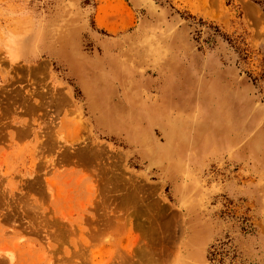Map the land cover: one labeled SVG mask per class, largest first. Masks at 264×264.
<instances>
[{"label": "rangeland", "instance_id": "obj_1", "mask_svg": "<svg viewBox=\"0 0 264 264\" xmlns=\"http://www.w3.org/2000/svg\"><path fill=\"white\" fill-rule=\"evenodd\" d=\"M0 264H264L257 2L0 0Z\"/></svg>", "mask_w": 264, "mask_h": 264}, {"label": "crops", "instance_id": "obj_2", "mask_svg": "<svg viewBox=\"0 0 264 264\" xmlns=\"http://www.w3.org/2000/svg\"><path fill=\"white\" fill-rule=\"evenodd\" d=\"M135 1H136V0H135ZM136 21H137V20H136ZM136 33H137V30H136ZM167 43H168V42H167ZM169 44H171V43L169 42L167 45H169ZM169 52H172L173 55H174V53H175V54L177 53L176 56H178L180 53H182V50L179 49V50L177 51L176 49H174V47H173V45H172V50H170ZM179 52H180V53H179ZM176 56H172V57L167 56V59L169 58V59H168L169 62L172 63V62L177 61V59L175 58ZM182 56H183V55H182ZM175 59H176V60H175ZM172 64H173V63H172ZM179 80H180V82L183 81L182 83H184V78H183V77H180ZM180 82H179V83H180Z\"/></svg>", "mask_w": 264, "mask_h": 264}, {"label": "trees", "instance_id": "obj_3", "mask_svg": "<svg viewBox=\"0 0 264 264\" xmlns=\"http://www.w3.org/2000/svg\"><path fill=\"white\" fill-rule=\"evenodd\" d=\"M254 1L257 2L264 11V0H254Z\"/></svg>", "mask_w": 264, "mask_h": 264}, {"label": "bare ground", "instance_id": "obj_4", "mask_svg": "<svg viewBox=\"0 0 264 264\" xmlns=\"http://www.w3.org/2000/svg\"><path fill=\"white\" fill-rule=\"evenodd\" d=\"M151 1V0H150ZM9 253V252H8Z\"/></svg>", "mask_w": 264, "mask_h": 264}]
</instances>
